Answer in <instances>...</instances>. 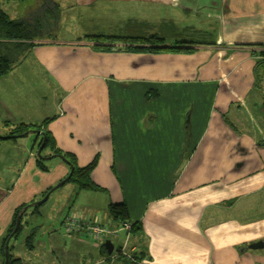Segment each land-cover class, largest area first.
Returning <instances> with one entry per match:
<instances>
[{"label": "crops", "instance_id": "obj_1", "mask_svg": "<svg viewBox=\"0 0 264 264\" xmlns=\"http://www.w3.org/2000/svg\"><path fill=\"white\" fill-rule=\"evenodd\" d=\"M39 1L59 12L57 24L61 15L76 20L77 12L66 13V1ZM95 1L71 5L91 8ZM128 1L116 0V7ZM156 2L176 6L184 24L183 37L162 36L159 43L183 44V50L136 52L121 43L104 51L85 37H41L0 78V264L14 210L40 199L69 173L58 157L49 158V170L39 169L32 149L39 133L5 138L4 122L45 118H51L47 130L56 145L78 165L96 160L90 177L101 189L57 187L46 199L52 213L42 210L47 201L27 208L20 250L18 240L11 243L17 235L5 241L20 264H109L102 242L62 232V222L70 212L112 226L108 205L121 202L129 220L141 226L129 240L131 250H145L140 264H264V247L248 248L264 240V85H256L260 50L247 46L264 43V0ZM99 7L86 20L96 14L104 20L106 10ZM116 19L120 32L112 34L126 37L139 36L135 24L148 34L173 27L165 19L159 26ZM205 21L213 30L210 42L188 36L202 33ZM96 28L83 35L109 34ZM107 238L115 248L124 233ZM113 263L137 264L126 258Z\"/></svg>", "mask_w": 264, "mask_h": 264}, {"label": "trees", "instance_id": "obj_2", "mask_svg": "<svg viewBox=\"0 0 264 264\" xmlns=\"http://www.w3.org/2000/svg\"><path fill=\"white\" fill-rule=\"evenodd\" d=\"M45 0H43L44 2ZM51 7L45 3L40 6V8L35 13H30L27 16L19 17V18H11L1 7H0V78L6 75L11 69L14 67L15 64L20 62L22 58L25 56L26 53L37 43V40L43 34L44 25L49 24V20L54 17V12H50ZM55 19V18H54ZM85 39H89L91 42L96 43V48L99 50L104 51H111L115 49V46L118 44H123L125 49L132 50V51H146V52H159V51H180L183 50V44L176 47H167L160 41L163 42V37L161 34L153 33L148 34L145 36H138V37H126L122 35L116 34H90L86 35ZM247 46L251 48H256L260 50L259 57L256 63V70L255 74L259 75L258 81L256 85H261L260 76H264V74H260L258 67L264 63V43H255V44H248ZM186 51H189L188 49ZM149 93H147V96ZM51 120V118H45L41 122L38 123H27V122H19L16 124L4 122L3 124L9 127L8 136L5 137L6 139L10 138H17L19 136H23L29 132L39 133L38 139L35 140L33 143L32 149L35 150V154H37V149L42 145V149L40 154L35 155V160L37 166L40 170H49V165H46L44 161L48 160L49 158L58 157L61 158L68 166L69 170L72 169V173L69 179L66 182H73V184L77 187V190H84V189H91V190H99L97 184H95L91 180V171L95 166V161L92 160L90 163L80 166L78 165L75 157L73 154L69 152H65L61 150L55 143V140L51 133L47 130V124ZM47 150L48 153H43V151ZM49 157V158H48ZM49 187L42 195L50 189ZM38 207L33 203H26L19 207H17L12 215L11 222L9 224L8 230L6 232V237L4 242L2 243L1 250L4 252V245L7 237L12 232L15 221L22 210L23 207ZM33 210V209H32ZM108 212L112 220V226L107 224L101 223V221H91V223L95 224L98 223L101 226H108L109 228L117 229L119 228L122 223L130 222V239L131 236H139L141 233V226L139 222H132L129 220L128 211L126 204L124 202L121 203H109L108 205ZM70 212H67V214ZM25 214V211L23 212ZM66 214V215H67ZM65 217V216H64ZM63 226V222H62ZM21 229V222L18 229L13 233L12 236H16L17 233ZM125 234V231L123 232ZM78 234V233H73ZM108 237V236H107ZM107 237L105 239H107ZM26 245L27 247L32 246L33 241V234H29L26 238ZM129 239V240H130ZM129 241L127 244V251L130 253L131 258L127 257L126 255L119 254L118 257L112 258L113 252L107 254L106 250L104 249L103 245H101V252L105 256V258L110 262L109 264H114L113 262L117 261L118 259H129V261L133 263L140 264L143 257H145V250H131ZM117 247L113 248L116 249ZM9 249V248H8ZM20 264V259L13 258L10 252H8V260L6 264ZM23 264V263H22Z\"/></svg>", "mask_w": 264, "mask_h": 264}, {"label": "rangeland", "instance_id": "obj_3", "mask_svg": "<svg viewBox=\"0 0 264 264\" xmlns=\"http://www.w3.org/2000/svg\"><path fill=\"white\" fill-rule=\"evenodd\" d=\"M47 1H50V0H47ZM63 1H66L67 5L68 4L70 5L69 9L67 10L66 13H68V14L72 13L73 14V13L77 12V14H75L76 20L75 21H68L67 16L64 17L63 15H61L62 19L59 20V22L57 24L59 12L56 10L54 12V17L52 16V18L49 20L50 23L48 25L45 24L44 25L45 29H42L43 34L41 36H43L42 37L43 39H46V38L51 39L53 37L63 38V39H66V38L74 39L78 36L81 38H84L85 36L83 35V33H91L89 31H94V30H92L94 26L97 27L96 29H98L100 33H109V34L119 33L120 31L117 30L116 25L120 24V22L116 18L117 17L118 18L123 17V16H128V17H133V18L136 17V18L142 19L143 21L149 22L151 25H156V26H159L158 24H160L161 19H165L164 21H166L168 23H173V27L170 28L168 25L166 27H164L163 29L166 30L167 33L163 34L162 36L167 38V40H171L172 38H178L179 35H181V37H183V26H184L183 15L180 16V13L178 12V10H176V6H170L169 4L162 5V4H159L158 2H156L157 0L156 1H153V0H132V1H128V3H124L122 5V6H124V8L116 7L119 5V3L116 2V0H96L94 3L95 6H93L91 8L89 6L83 5V4L71 5L73 0H63ZM42 4L43 3L40 2L39 0H5L2 2L1 6H2V8H4V10L7 13H9L11 15V17H24V16L29 15L30 13H35L33 11L38 10ZM97 6H101V7H99L100 11L106 10V15L104 16L102 14L104 20H102V21L97 20L101 17V15L99 17V16H97V14H96V18H94L95 20H93V21L91 19L86 20L87 18H91L90 16L94 15L93 10L97 9ZM108 7L110 9H113V7H114L115 12L113 13V12H110L109 10H107ZM132 8L134 9V11H138V15L135 14V12L132 10ZM51 11L53 12L52 7H51L50 12ZM91 12H92V14H91ZM192 22H193V19L189 17L187 24L190 26ZM124 23H125V20H124ZM203 24H204V27L202 28V33H200V34L194 33L193 34V33H189L192 31H189L188 36L197 38L198 41L210 42L212 40V37H213V30L210 27V22L205 21ZM161 26H163V25H161ZM58 27H59V29H57ZM137 27H138V32H139L140 36H143L144 33L146 35H148L147 32L149 30L146 31L142 24L140 25V27L137 26V24H135L134 29H136ZM161 30H162V28H161ZM154 31H157V30L154 29ZM179 32H180V34H179ZM168 37H171V38H168ZM258 70H259L260 74H264V63L258 67ZM260 77H261L260 83L263 86L264 85V76L263 77L260 76ZM27 123H29V122H27ZM30 123H38V122H30ZM0 135H4V134H0ZM35 153L36 152L34 151V154ZM43 153H48V151L45 150V151H43ZM35 155H37V154H35ZM48 161H49V159L44 161L46 163V165H49ZM69 185H73V182H66L65 185H62L58 188H63V186H69ZM58 188H56L55 190H57ZM41 199H42V197L38 200H41ZM38 200H36V201H38ZM46 201L44 202L45 204H46ZM39 207L40 206H38L37 208H39ZM48 207H49V202L44 207H42V210L43 211L47 210L48 212H51V211H49ZM32 209H34V207H29L28 212H30ZM39 214H40V212H39ZM24 218H25V215L23 216V219ZM38 220H39V222L43 221L44 226H46L48 223V219L43 217V216H41V218H38ZM63 231H64V229L62 230V232ZM25 235H26V233L24 232V230H21L15 238L14 237L11 238L12 244H13V242L18 240L17 244L14 245V247L16 249H18V251L20 250L21 241H22V239H24ZM112 239H113L114 244L116 245V239L113 237H112Z\"/></svg>", "mask_w": 264, "mask_h": 264}, {"label": "built area", "instance_id": "obj_4", "mask_svg": "<svg viewBox=\"0 0 264 264\" xmlns=\"http://www.w3.org/2000/svg\"><path fill=\"white\" fill-rule=\"evenodd\" d=\"M63 228L68 233H78L83 237H91L99 242H103L107 236H116L119 231H125L123 243L112 250V258L118 257L119 254L131 258L130 253L127 251V244L130 239V222H124L119 228L113 229L108 226H101L98 223L93 224L87 218L80 215L68 213L63 218Z\"/></svg>", "mask_w": 264, "mask_h": 264}, {"label": "water", "instance_id": "obj_5", "mask_svg": "<svg viewBox=\"0 0 264 264\" xmlns=\"http://www.w3.org/2000/svg\"><path fill=\"white\" fill-rule=\"evenodd\" d=\"M42 149V145L37 149V154H40ZM49 158V157H48ZM72 173V169L70 168L69 173L67 174V176L65 178H63L62 180H60L58 183H56L54 186H52L42 197L41 200L35 201L33 202V204L38 205L43 203L44 201H46V199L48 198V196L50 195V193L52 192V190L56 189L57 187H59L60 185L64 184L70 177ZM28 206H25L22 208V210L20 211V213L18 214L16 221H15V226L12 230V232L9 234V237H11L13 235V233L18 229L19 225H20V219L21 216L23 214V212L27 209ZM102 245L104 247V249L106 250L107 254H110L113 250V243L112 241L107 238L102 242ZM264 247V240H257L255 242H252L248 245V248L250 249H259ZM8 260V252H7V246H4V262L3 264H6Z\"/></svg>", "mask_w": 264, "mask_h": 264}]
</instances>
